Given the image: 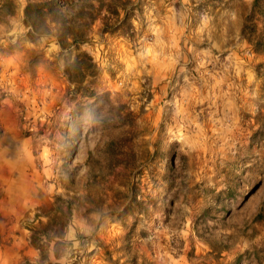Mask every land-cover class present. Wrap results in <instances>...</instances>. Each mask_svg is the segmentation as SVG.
Listing matches in <instances>:
<instances>
[{"label": "rangeland", "instance_id": "obj_1", "mask_svg": "<svg viewBox=\"0 0 264 264\" xmlns=\"http://www.w3.org/2000/svg\"><path fill=\"white\" fill-rule=\"evenodd\" d=\"M13 2L0 264H264V0H112L119 16L104 0L82 84L77 52L29 35Z\"/></svg>", "mask_w": 264, "mask_h": 264}, {"label": "trees", "instance_id": "obj_2", "mask_svg": "<svg viewBox=\"0 0 264 264\" xmlns=\"http://www.w3.org/2000/svg\"><path fill=\"white\" fill-rule=\"evenodd\" d=\"M96 1L98 6L93 3ZM104 0H81L78 7L74 0H27L23 10L24 23L28 28V34L34 37L51 36L55 38L61 52L74 50L77 52L73 59L65 63V74L69 81L82 84L87 77H96L98 68L92 57L80 47L88 42L87 32L95 20H97L101 3ZM13 0H0V15H12L14 12ZM124 11L126 9L123 8ZM105 11L119 16L118 7L112 0L106 5ZM126 15L117 23L106 22L100 32H115L123 25ZM92 98L91 108L97 106L102 100H109L105 93L97 94L89 92ZM123 107V106H121ZM102 107L93 109V116H100ZM117 110L120 109L118 106ZM37 246H39L37 244Z\"/></svg>", "mask_w": 264, "mask_h": 264}, {"label": "crops", "instance_id": "obj_3", "mask_svg": "<svg viewBox=\"0 0 264 264\" xmlns=\"http://www.w3.org/2000/svg\"><path fill=\"white\" fill-rule=\"evenodd\" d=\"M8 212H13V211L11 210V211H8ZM10 228L16 230L17 229V225L13 224V225H11Z\"/></svg>", "mask_w": 264, "mask_h": 264}]
</instances>
